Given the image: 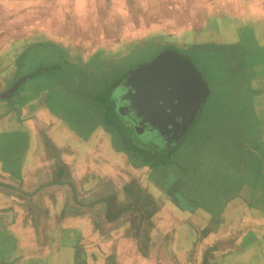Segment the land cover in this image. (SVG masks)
<instances>
[{"label":"rangeland","instance_id":"obj_1","mask_svg":"<svg viewBox=\"0 0 264 264\" xmlns=\"http://www.w3.org/2000/svg\"><path fill=\"white\" fill-rule=\"evenodd\" d=\"M12 1L13 13L9 18L12 23L18 22V14L23 13L26 20L37 7L45 10L52 2L56 5V13L50 15L48 22L51 33L35 31L39 40L23 55L24 63L18 74L21 77L45 66L52 69L39 71L24 82L15 95L18 101H33L39 96V102H45L50 117L56 120L47 122L49 127L41 126L45 137L50 136L46 133H51L53 139L69 149L90 151L94 150L97 138L103 136L104 149L110 144L117 152H122L105 159L102 165L105 170L117 174L114 165L121 163L118 168L122 182L132 176L139 184L148 186L150 182L158 199L164 198L161 193L167 197L165 188L168 192L173 190L171 194L177 191L186 201L185 204L180 202L184 211L190 208L188 200H192L190 211L199 205V215L207 217L202 210L212 215L214 210V215H218L226 211L224 203L233 198L251 201L250 206L256 208V200L264 198V93L259 94L260 88L264 90V45L260 43L264 40L258 33L263 24L255 22L259 17L252 8L240 4L241 0ZM32 2L37 5L33 9ZM153 2L159 3L156 22L164 28L151 31L150 35L149 30H144L147 34H136L130 29L135 26L131 9L140 6L137 11L143 9L140 14L151 17ZM115 6L125 11L120 15V22L114 13ZM241 10L244 13H240ZM46 17L40 15L42 20ZM25 20L19 18V21ZM11 32L15 30H6L0 40ZM165 49H175L195 63L210 85V95L183 139L169 147L171 160L159 165L160 171L146 165L133 174L125 152L114 144L118 135L114 134L113 124L122 120V115L117 113L118 107L114 108V95L111 98L109 94L122 75L151 61ZM253 104H257L256 110ZM27 135V132L23 135L25 142ZM3 142L7 143L4 148L8 150V142ZM151 143L156 144V140ZM79 155L76 162H82L80 167H84V161L92 162L93 167L98 165L94 154L88 160L82 159L81 152ZM129 160L133 165L130 157ZM87 169L86 182H92L95 172L89 164ZM163 170L168 172V178ZM233 209L232 205V212ZM239 209L237 205L233 214ZM184 211L181 214L186 217ZM232 224L237 225L236 220ZM200 226L197 217L176 224L178 235L183 231L177 245L190 244ZM220 226L217 238L224 235V223ZM231 234L226 242L230 251L221 257L222 264H257V232L233 230ZM172 240L175 248V240ZM208 240L203 241L209 243Z\"/></svg>","mask_w":264,"mask_h":264},{"label":"crops","instance_id":"obj_2","mask_svg":"<svg viewBox=\"0 0 264 264\" xmlns=\"http://www.w3.org/2000/svg\"><path fill=\"white\" fill-rule=\"evenodd\" d=\"M12 2H0V35L6 30H15L0 40V92L6 91L20 78L18 71L24 63L23 55H27L39 40L35 31L41 29L38 32L51 33L48 22L50 15L56 13L55 2H52L46 5V11L37 7L30 12L33 15L30 19L25 20L23 13L18 14L25 21L18 18V22L12 23L9 19L13 13ZM158 2H153L157 11L151 5L154 7L149 12L153 15L151 17L140 14L143 11H137L140 6L131 9L135 26L130 29L133 32L139 34L149 30L150 35L151 31L164 28L156 22L160 11ZM243 3L257 13L255 16L259 18L255 22L263 24L258 33L264 40V0H241L240 4ZM31 4L32 9L37 6L34 2ZM114 11L117 22H120V15L125 11L117 6ZM40 15L47 17L42 20ZM260 43L264 45V42ZM37 69L38 72L52 68ZM259 90L262 95L264 90ZM39 98L33 101H18L16 97L0 100V264H222L221 257L230 251L226 242L233 230L257 232V264H264L263 197L261 201L256 200L255 209L250 206L251 201L233 198L224 203L226 211L218 215H214V210L213 215L204 210L202 212L207 217L199 215V205L190 211L192 204L189 202L192 200H188L191 209L184 211L180 202L185 204L186 201L177 191L171 194L173 190L168 192L165 188L163 191L168 193L165 194L167 197L160 192L164 198L158 199L154 197L156 191L150 187V182L148 186L139 184L133 176L122 182L118 168L121 163L114 165L117 174L105 170L102 166L105 159H112L114 154L122 152H117L110 144L104 149L103 136L95 142L96 151L69 149L53 139L51 133H46L50 136L45 137L41 126L49 127L47 122L55 119L50 117L45 102H39ZM253 105L256 110L257 104ZM25 132L28 134L27 142L23 138ZM3 141L8 142V150L4 148L7 143ZM80 152L83 160L90 159L93 154L97 156L98 165L93 167L92 162L84 161V167H80L82 162H76ZM124 155L134 174L141 167L132 165L127 153ZM88 164L95 172L92 182H86ZM164 176L169 177L166 171ZM232 205L235 206L234 212L237 205L240 207L236 214L231 210ZM183 211L186 217L181 214ZM189 217H197L202 224L200 231H196L190 244L177 245L183 231L178 235L176 224ZM232 219L236 220L235 227ZM222 222L224 235L217 238V228L221 230ZM206 238L210 239L209 243L203 241ZM172 239L175 240V248Z\"/></svg>","mask_w":264,"mask_h":264},{"label":"water","instance_id":"obj_3","mask_svg":"<svg viewBox=\"0 0 264 264\" xmlns=\"http://www.w3.org/2000/svg\"><path fill=\"white\" fill-rule=\"evenodd\" d=\"M38 72L15 80L10 88L0 92V100L14 98L23 83ZM122 78L123 86L129 90L120 100H115L117 113L124 115L125 107L121 108V103L128 106L126 113L132 112L139 120L136 132L152 133V137L159 140L157 145L164 148L183 139L203 110L211 91L194 62L175 49H165L151 61L129 70L119 80Z\"/></svg>","mask_w":264,"mask_h":264},{"label":"trees","instance_id":"obj_4","mask_svg":"<svg viewBox=\"0 0 264 264\" xmlns=\"http://www.w3.org/2000/svg\"><path fill=\"white\" fill-rule=\"evenodd\" d=\"M113 126L115 127L114 134L118 135V139H114V144H118L119 149L129 155L135 167L149 165L153 167L154 171H160V167L158 166L169 158L171 160V157H169V147L164 148L163 145L158 146L157 144L142 139V135L131 130V126L125 123V121L118 120Z\"/></svg>","mask_w":264,"mask_h":264},{"label":"bare ground","instance_id":"obj_5","mask_svg":"<svg viewBox=\"0 0 264 264\" xmlns=\"http://www.w3.org/2000/svg\"><path fill=\"white\" fill-rule=\"evenodd\" d=\"M122 81H123V78L121 79V80H119L118 82H117V84L114 86V88H112V92H113V95H115V97L117 98V100H120V98L122 97V95H124L125 93H127L128 92V88L127 87H125V86H123V84H122ZM119 96V97H118ZM122 102V101H121ZM120 107L121 108H124L123 109V111H125L124 113H122V114H124V115H122V117L125 119V120H128L125 116H132V117H134L133 115H132V112H128V114L126 113L128 110V106H125V105H123L122 103L120 104ZM122 111V112H123ZM135 118V117H134ZM136 120H137V118H135ZM138 123H137V126L135 125V126H133V127H131V130H134V131H138V128H139V120L137 121ZM146 129V128H145ZM137 133V132H136ZM137 134H139V135H142V137H145L146 138V140L147 141H149V142H152V140H156V142H158L159 140H157V139H154L153 137H152V133H149V132H147V131H145L144 133H137ZM155 135V133L153 132V136ZM148 138V139H147ZM158 138V137H157ZM157 144V143H156Z\"/></svg>","mask_w":264,"mask_h":264},{"label":"flooded vegetation","instance_id":"obj_6","mask_svg":"<svg viewBox=\"0 0 264 264\" xmlns=\"http://www.w3.org/2000/svg\"><path fill=\"white\" fill-rule=\"evenodd\" d=\"M109 96L112 98V96H113V92L111 91L110 92V94H109ZM119 97V96H118ZM115 100H117V98L115 97V95H114V101H113V103H114V108H116V107H118L117 106V102L115 101ZM128 120H125L123 117L121 118L123 121H125V123H127V124H129V126H131V127H133V126H137V121L138 120H136L134 117H132L131 115L130 116H125Z\"/></svg>","mask_w":264,"mask_h":264}]
</instances>
